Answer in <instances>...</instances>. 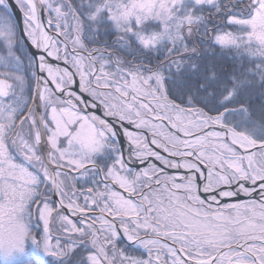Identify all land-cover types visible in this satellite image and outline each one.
Listing matches in <instances>:
<instances>
[{
    "label": "snow or ice",
    "instance_id": "snow-or-ice-1",
    "mask_svg": "<svg viewBox=\"0 0 264 264\" xmlns=\"http://www.w3.org/2000/svg\"><path fill=\"white\" fill-rule=\"evenodd\" d=\"M26 241L264 264V0H0V258Z\"/></svg>",
    "mask_w": 264,
    "mask_h": 264
},
{
    "label": "rangeland",
    "instance_id": "rangeland-1",
    "mask_svg": "<svg viewBox=\"0 0 264 264\" xmlns=\"http://www.w3.org/2000/svg\"><path fill=\"white\" fill-rule=\"evenodd\" d=\"M29 244V247L28 249L34 254L36 255L38 258H39V261H42L43 263L45 264H52V263H56L54 261V258L52 257H46L44 256L40 251H38L32 244L31 242L29 241L28 242ZM54 261V262H52ZM0 264H6L5 260L0 258ZM12 264H31V263H28L27 261V257H26V254L25 252H23L22 254H16L14 255V258L12 260Z\"/></svg>",
    "mask_w": 264,
    "mask_h": 264
},
{
    "label": "flooded vegetation",
    "instance_id": "flooded-vegetation-1",
    "mask_svg": "<svg viewBox=\"0 0 264 264\" xmlns=\"http://www.w3.org/2000/svg\"><path fill=\"white\" fill-rule=\"evenodd\" d=\"M32 231L35 233L36 232V229H32ZM29 241H26L25 242V249H24V252L26 254V257H27V261L28 263H31V264H45L43 263L42 261H39V258L34 255L29 249V244H28ZM55 261V260H54ZM52 261V262H54ZM56 262V261H55ZM52 264H56V263H52Z\"/></svg>",
    "mask_w": 264,
    "mask_h": 264
},
{
    "label": "water",
    "instance_id": "water-1",
    "mask_svg": "<svg viewBox=\"0 0 264 264\" xmlns=\"http://www.w3.org/2000/svg\"><path fill=\"white\" fill-rule=\"evenodd\" d=\"M9 3H11V0H9Z\"/></svg>",
    "mask_w": 264,
    "mask_h": 264
}]
</instances>
